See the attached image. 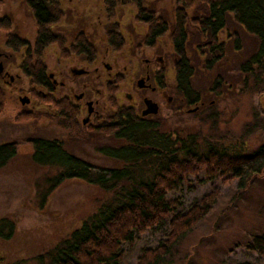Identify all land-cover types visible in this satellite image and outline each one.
<instances>
[{"label": "rangeland", "instance_id": "374dc122", "mask_svg": "<svg viewBox=\"0 0 264 264\" xmlns=\"http://www.w3.org/2000/svg\"><path fill=\"white\" fill-rule=\"evenodd\" d=\"M2 1L0 16L12 19L13 30H0V55H6L3 59L0 57V85L6 94L0 114V145L16 143L18 147L17 155L0 170V220L10 218L16 223V232L11 239L0 238V264H39L40 258L47 261V254L80 228L111 195L81 179L66 180L52 189L48 180L58 174V168L34 161L32 141L54 140L67 154L95 166L119 167L118 161L102 151L120 147L125 141L115 134L96 129L104 121L109 123L103 126L110 124L119 109H126L135 105L139 101L137 99L145 98L144 92L133 101L127 97L133 78L132 75L128 77L132 68L128 54L131 48L133 51L141 50L147 27L134 16L132 6L118 7L115 20L110 21L106 17L103 0H60L63 20L53 27L54 33L65 38L67 47L78 34H86L99 60L96 65L87 63L85 57L58 63L59 47H48L42 62L50 72L64 65L67 86L60 87L52 95L54 99L47 98L46 89L32 84L22 71L26 49L15 52L6 43L8 34L12 33L34 44L37 24L28 0ZM146 6L173 27L178 0H151ZM195 16V11H189L187 52L194 67L191 97L178 89L176 61L175 68L163 79L168 84L167 96L147 90L150 106H146L142 114L145 119L156 121L160 125L159 131L171 134L174 139L181 137L190 141V137L195 136L202 151L213 146L229 153L252 154L264 145V102L261 103L264 98V65L249 63L258 52L259 41L238 24L233 15H229L219 37L224 50L221 54L215 51L213 56L208 51L205 38L191 21ZM112 27L115 30L111 32L117 35L120 28L124 30L126 42L119 35L123 46L120 50L113 49L116 53L109 57L112 46L109 35L108 44L105 38ZM171 39L169 32L160 42L162 45L168 43V48L173 50ZM163 50L159 52L164 56ZM141 52L140 58H147ZM173 52L171 56L177 58ZM85 55L95 60L94 50ZM142 59L139 67L134 69V76L144 69ZM102 61L112 62L121 68L120 74L114 77L118 82L112 86L107 87L104 81L107 71L101 65ZM70 68H91L93 75L74 76ZM84 83H93L101 92V95L95 93L92 96L93 100L100 102L98 113L94 114L93 124L82 127L77 121L80 115L68 102L77 112L76 121L73 120V126L68 128L65 124L71 120L67 121L59 109H63L64 103L59 108L55 106V103L66 100H56L63 97L74 100V95L83 91ZM116 84L121 86L120 94ZM134 89L138 88L135 86ZM25 97L30 101L23 104L21 99ZM153 105L157 106V112H147ZM25 112L35 115L24 121L17 120ZM214 190L220 197L212 211L181 237L159 264H264V258L248 249L255 237L264 233V171L242 184L239 179L226 181L217 177L211 180L204 172L197 178L191 177L180 190L168 194V199L180 200V207L172 215L144 234L135 232L133 243L122 245L123 261L120 264H137L145 249L156 248L167 239L173 217L187 213Z\"/></svg>", "mask_w": 264, "mask_h": 264}, {"label": "trees", "instance_id": "16d2710c", "mask_svg": "<svg viewBox=\"0 0 264 264\" xmlns=\"http://www.w3.org/2000/svg\"><path fill=\"white\" fill-rule=\"evenodd\" d=\"M151 0H103L109 19L115 20L118 7L132 6L137 18L147 27L145 44L155 46L157 40L170 32V38L177 54L176 81L181 93L191 97L192 66L187 52L189 11L196 12L191 20L206 40L208 51L224 50L219 42L229 15L249 34L259 41L258 52L249 63L264 65V0H178L175 11V24L168 23L156 16L146 4ZM198 4V5H197ZM3 1L0 0V11ZM37 24L35 42L20 39L9 33L7 46L17 52L26 49L22 66L24 75L31 83L47 87L48 77L42 62L46 49L58 46L63 51L66 40L55 34L53 27L63 19L60 0H28ZM197 5V6H196ZM117 27V26H116ZM0 30L12 32L13 21L6 15L0 16ZM115 30V27L113 31ZM83 35L76 43L89 54L93 51L85 42ZM109 43L120 50L123 41L111 32ZM221 54V53H220ZM6 94L0 85V114L4 109ZM51 101V100H47ZM197 101V100H196ZM64 103V107L59 108ZM70 128L76 121L77 112L68 101L55 103ZM35 114L25 112L17 120L24 121ZM71 117V118H69ZM111 123L99 126L106 134L117 135L125 141L120 147L103 150L121 165L107 168L95 166L75 156L67 154L57 141L35 139L34 161L39 164L57 166L58 174L48 180L52 189L70 179H81L97 185L111 196L101 203L97 212L87 218L80 228L64 238L55 248L39 259V264H120L124 243L132 244L134 233L144 234L160 225L180 207V200L168 199V194L181 189L191 177L202 172L209 179L223 177L226 181L239 179L240 184L264 171V145L252 154L229 153L210 146L202 151L195 136L190 141L159 131L156 121L139 118L134 109H119ZM16 143L0 145V170L17 155ZM217 191L204 196L187 213L177 214L169 223L167 239L156 248L145 249L137 264H159L187 232L191 231L212 211L219 199ZM16 232V223L10 218L0 220V238L11 239ZM248 249L264 258V233L257 235Z\"/></svg>", "mask_w": 264, "mask_h": 264}, {"label": "flooded vegetation", "instance_id": "af4514ba", "mask_svg": "<svg viewBox=\"0 0 264 264\" xmlns=\"http://www.w3.org/2000/svg\"><path fill=\"white\" fill-rule=\"evenodd\" d=\"M61 11L64 14V11L62 9H61ZM116 16H117V13H116ZM134 16L137 17L135 10H134ZM106 17L108 20H110L107 14H106ZM111 20H113V19H111ZM140 23H142V22H140ZM142 24H143V26H145L144 23H142ZM113 29H114V27H112L111 30L108 33H106L105 40H106L107 44H108V38L107 37ZM119 33H120L119 35L122 36L124 42H126V36L124 34V30H121V28H120ZM80 35H83L86 38L88 45L90 47H92V49L94 50L95 60L92 58L88 59V57L85 55L86 53L82 50L80 45L76 43L77 38ZM146 36H147V32L144 33V44H143V47L141 48L142 52H141V50H139V51L134 50L133 51L131 48V51H129V54H128V57L131 59V64H132V68L128 72V77H130L132 75L133 78H131L132 82L129 84L130 88L128 87V90L130 92L127 94V97L129 100L133 101L139 96L138 95L139 93L144 92L145 98L144 99H142V98L137 99L139 101L135 105L130 106V107H126V109H134L135 113H137V116L140 114L138 117H141V118L145 117V115H143L142 113H143L144 109L146 108V106L147 107L150 106L148 103V100H147V99H149V97H147L148 96V94L146 92L147 90H149L151 93H154V94H161L162 96H167L168 84L166 82H163V79L166 78V74L171 69L175 68V63L177 61V58L175 56H174V58L171 56V54L174 53L173 52L174 47L172 50L171 48H168V46H169L168 43H163V45H162L160 42L161 38H159L157 40V43L155 46L146 45L145 44V37ZM61 37H63V36H61ZM88 40L89 39H88L86 34L80 33L76 36L74 42L70 45V47H67L66 45L64 46V49H63V51H65L64 53H62V50L58 49L59 50L58 51V56H59L58 63H61L62 61L66 62L67 60L73 59V58L85 57L87 63L90 62L89 63L90 65H93V64L96 65L98 63L99 56L96 53L94 47L88 42ZM160 49L161 50L164 49L163 50V52L165 54L164 56L162 55L161 52H159ZM111 50H112V55H108L109 57L113 56V54L116 53V52H114L113 48ZM140 52L142 53V55L145 53L147 58H144V59L140 58ZM5 57H6V55L3 54L1 59L5 58ZM140 59H142L141 61L143 63H145L144 69L141 72V74L134 76V69L139 67V64L141 63ZM100 63H102L101 65H103L107 71L105 76H104V81H105L107 87L109 85H111V86L114 85L115 82H118V80H115L114 77L120 74L119 69H121V68L117 67L116 64H114L112 62L102 61ZM44 68H45V73L48 77L47 87H44L47 91L46 96H47V98H53L52 95H54L55 92H57V90L60 87H66L67 86L66 81H65V76H64L65 66L64 65L58 66L57 68H53V71L50 72L44 63ZM90 69H80L79 70L76 68H70V72L74 76H91L93 74H92V71ZM114 71L116 72L115 75H114ZM5 73L7 75V72H5ZM93 73H95V72H93ZM140 79H142L143 81H141ZM124 80L127 81V78L125 77ZM83 85H84L83 91L78 95L75 94L74 100L71 99L70 97H63L60 100H56V101L59 102L61 100H67L74 107V109H76V111L80 115L77 118V121L79 123H81L82 127H88L90 124L94 123V120L96 118L94 116V114L98 113L97 107L100 103L98 100H93L92 96L95 93L101 95V92L94 86L93 83H84ZM116 86H118V85L116 84ZM135 86L138 88L137 90L134 89ZM118 88L119 89L117 90V93L120 94L122 91L121 86H118ZM131 91H132V93H131ZM118 94L116 96L117 98H118ZM91 111L93 112L92 115H90ZM85 116H87V118H84ZM105 123H109V122L104 121V122H102L101 126H103V124H105Z\"/></svg>", "mask_w": 264, "mask_h": 264}, {"label": "water", "instance_id": "95a60500", "mask_svg": "<svg viewBox=\"0 0 264 264\" xmlns=\"http://www.w3.org/2000/svg\"><path fill=\"white\" fill-rule=\"evenodd\" d=\"M0 57H1V55H0ZM0 72H2V65H1V63H0ZM263 100H264V98L261 99V103L262 104L264 102ZM21 101H22L23 104H26V103H29L30 100L25 97V98H22ZM147 112H155L156 113L157 112V106L156 105H153L151 108H149V110H147Z\"/></svg>", "mask_w": 264, "mask_h": 264}]
</instances>
